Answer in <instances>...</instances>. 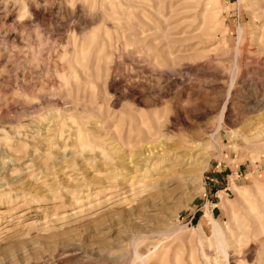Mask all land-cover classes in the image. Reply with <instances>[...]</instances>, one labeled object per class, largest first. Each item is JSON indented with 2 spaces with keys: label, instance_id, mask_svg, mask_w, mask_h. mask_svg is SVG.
I'll list each match as a JSON object with an SVG mask.
<instances>
[{
  "label": "rangeland",
  "instance_id": "374dc122",
  "mask_svg": "<svg viewBox=\"0 0 264 264\" xmlns=\"http://www.w3.org/2000/svg\"><path fill=\"white\" fill-rule=\"evenodd\" d=\"M212 225L264 264V0H0V264H225Z\"/></svg>",
  "mask_w": 264,
  "mask_h": 264
},
{
  "label": "bare ground",
  "instance_id": "6f19581e",
  "mask_svg": "<svg viewBox=\"0 0 264 264\" xmlns=\"http://www.w3.org/2000/svg\"><path fill=\"white\" fill-rule=\"evenodd\" d=\"M161 136V135H160ZM155 140V139H154ZM156 155V154H155ZM244 214H246L244 212ZM211 219V223H213L214 227H215V223H214V220L212 218ZM217 223V222H216ZM213 225H212V228H213ZM220 225V224H219ZM233 228V227H232ZM214 229V228H213ZM212 229V230H213ZM228 229V228H227ZM238 230V229H237ZM236 230V231H237ZM235 231V230H233ZM214 236L216 238V247L217 249L220 251V253L222 254L224 260H225V264H230L229 263V251H228V247L226 245V236L223 234V232L220 230V229H217L215 228L214 229ZM238 238L239 237V234L237 233V235L235 236V238ZM261 259V258H260ZM263 260V259H262Z\"/></svg>",
  "mask_w": 264,
  "mask_h": 264
}]
</instances>
